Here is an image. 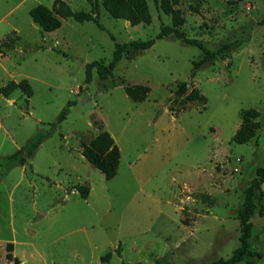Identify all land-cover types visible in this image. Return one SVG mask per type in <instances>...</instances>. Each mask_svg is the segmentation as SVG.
Masks as SVG:
<instances>
[{"label": "rangeland", "instance_id": "374dc122", "mask_svg": "<svg viewBox=\"0 0 264 264\" xmlns=\"http://www.w3.org/2000/svg\"><path fill=\"white\" fill-rule=\"evenodd\" d=\"M54 0H0V41L20 39L0 54V86L27 79L8 97L0 93V264L14 244L19 264H208L240 244L239 210L245 190L264 165V0H173L181 30L207 48L230 44L195 74L202 50L170 35L134 58L124 56L102 89L86 64L114 56L115 41L154 38L172 18L150 1L152 21L114 18L98 1L101 29L91 20L61 18L43 30L29 14ZM91 11L95 0H66ZM113 34L115 40L111 37ZM182 83L186 92L176 94ZM146 84L133 100L126 85ZM193 87L203 101L181 99ZM66 118L25 165L7 156L47 132L68 101ZM259 111L248 142L233 136L244 112ZM108 130L120 149L117 173L106 179L82 154ZM77 185L89 187L84 198ZM204 195H208L205 197ZM250 252L238 264H264V183L254 197Z\"/></svg>", "mask_w": 264, "mask_h": 264}, {"label": "trees", "instance_id": "16d2710c", "mask_svg": "<svg viewBox=\"0 0 264 264\" xmlns=\"http://www.w3.org/2000/svg\"><path fill=\"white\" fill-rule=\"evenodd\" d=\"M95 1V7L91 11H74L66 0H54L51 8L44 4H37L30 9L29 14L33 21L45 31H52L59 28L62 25L61 18L68 17H72L80 22L91 20L101 29H105L97 16L99 0ZM150 1H152L158 9L169 14L172 18V23L162 24L160 31L154 38L131 40L128 42L115 41L114 56L108 63H104L102 60H97L86 64V82L91 81L92 70L95 68L101 81L102 89L107 90L119 85L121 82L114 78L113 72L117 63L124 56L134 58L150 48L156 42V39L168 37L170 35H174V37L186 44L198 46L202 50L200 58L193 63L194 74L198 69L213 59L224 58L227 55V49L230 47V44L227 43L218 49L212 50L207 48L202 41L187 36L185 32L181 30V26L185 23V17L182 10L174 6L173 0H102V5L112 17L123 18L128 20L131 24L136 25L139 23H150L152 21ZM110 35L115 40L114 35ZM19 39L20 37L18 35L8 34L0 41V54H4L7 50L11 49ZM17 88H21L28 97L33 94V89L27 79H22L20 81L12 80L7 84L0 86V93L8 97ZM125 91L133 100L141 101L149 93L150 87L146 84L126 85ZM184 92H186V83L180 85L176 94ZM204 99L205 97L200 93L199 89L193 87L180 101L182 105H185L189 101H203ZM75 103L76 100L68 101L60 111L57 120L52 123L47 132L37 134L30 139L27 144L8 155L7 159L15 164H27L43 140L66 118L70 107ZM258 115L259 111L255 108H249L244 112L242 123L233 136L235 142L245 143L254 137L260 126L259 121L256 120ZM82 154L89 162L103 172L106 179H111L116 175L120 160V149L108 130L104 129L94 136L89 143L83 147ZM263 183L264 165L257 168L256 175L252 178L249 186L245 190V201L238 214L241 224L239 246L233 250L230 257L219 258L208 264H238L244 259V256L250 252L249 237L253 226L250 218L256 209V203L254 201L256 191L261 190ZM76 188L81 192V195L84 198L88 197L90 190L88 186L77 185ZM204 196L207 197L208 195ZM7 249L8 259L19 264V259L12 253L14 249V244L12 242L7 244ZM246 264L251 263L247 262Z\"/></svg>", "mask_w": 264, "mask_h": 264}]
</instances>
